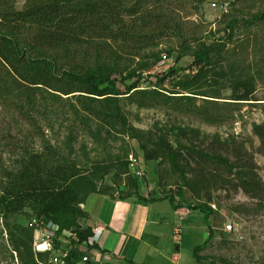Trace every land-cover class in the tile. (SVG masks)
I'll list each match as a JSON object with an SVG mask.
<instances>
[{"label": "rangeland", "instance_id": "rangeland-1", "mask_svg": "<svg viewBox=\"0 0 264 264\" xmlns=\"http://www.w3.org/2000/svg\"><path fill=\"white\" fill-rule=\"evenodd\" d=\"M4 2L17 12L26 9V0H0V5ZM263 13L264 0H168L160 9L146 7L140 17L123 18L133 39L105 35L96 45L85 40L60 53L58 66L65 71L152 75L154 87L143 85L137 90H154L158 95L147 100L138 92L120 96L116 105L121 121L95 117L89 121L78 92L57 94L54 99L35 92L37 112L24 108L37 123L31 130L16 109L27 86L0 65V183H5L4 173L19 170L16 163L27 149L70 159L80 171L114 166L115 174L105 175L97 187L105 194L125 197L129 190L120 191L125 167L130 175V158L144 161L140 140L154 160L160 196L172 197L175 204L182 198L179 209L191 212L182 221L173 219L169 204L162 202L171 225L178 221V235L173 237L169 230L178 243L180 264H264V19L254 20ZM229 24L232 29L226 31ZM203 44L217 48L211 64L203 67L205 78L190 84L198 69L192 55L175 59L183 48L190 53ZM170 69L178 70V76L170 75ZM155 76L164 82L159 84ZM180 79L189 83L186 90L176 86ZM245 93L246 98L235 100ZM83 102L97 110L102 105ZM110 109L114 116L116 110ZM254 126L260 127L259 135ZM135 134L138 139L132 138ZM174 134L182 146H176ZM160 139L171 144L176 164L155 153ZM145 177L142 173L140 180ZM194 205L210 209L207 223L201 212L188 209ZM32 218L35 213L28 208L16 216H0V264H23L14 251L21 241L27 243L35 263L47 262L49 252H43L45 257L36 255L45 237L43 229L30 227ZM201 245L194 256V248ZM19 250L27 259L24 249Z\"/></svg>", "mask_w": 264, "mask_h": 264}, {"label": "trees", "instance_id": "trees-1", "mask_svg": "<svg viewBox=\"0 0 264 264\" xmlns=\"http://www.w3.org/2000/svg\"><path fill=\"white\" fill-rule=\"evenodd\" d=\"M168 0H26L24 11L17 12L9 9L8 3L0 5L1 23L0 27V65L8 71L16 81L26 85L27 92L20 93V99L16 103L17 112L21 118L24 117V125L35 130L36 121L34 115H29L24 110L28 106V112L36 111V94L41 92L48 97L57 98L58 95H78L82 111L86 113L89 121L92 117L97 120L111 121L113 119L122 120L120 108L116 105L120 96L139 93V98L143 100L154 98L157 92L152 90H137L145 85V88L152 86V75L144 73L124 75L120 71H85L72 72L62 70L58 66V56L66 53L70 47H74L86 40L90 45H96L106 35L113 40L126 38L133 39L129 31L124 27L123 18L126 16H137L144 14L146 7L154 9L162 8ZM4 6H6L4 8ZM264 13L254 16V20H263ZM232 24V23H231ZM226 27V31L232 29V25ZM134 35V34H133ZM104 44L105 43H100ZM217 46L201 45L199 49L187 52L184 48L180 51L175 61H179L185 55H192L193 65L197 67V74L189 81L190 84L198 83L205 78L204 66L211 64V54ZM218 51V50H217ZM170 75L178 76V70H169ZM159 84L164 82L159 76L153 77ZM189 83L180 79L176 84L181 90H186ZM29 92V93H28ZM58 94V95H57ZM84 94V95H81ZM128 96V97H129ZM146 96V97H145ZM247 94L240 95L235 100H243ZM188 98V97H182ZM39 99L47 101L44 96ZM83 99L91 102H101L99 110L93 104L83 102ZM22 103V104H21ZM113 106L116 114H111L110 107ZM35 107V108H34ZM37 114V113H36ZM28 118V119H27ZM84 122V119H83ZM87 124V123H85ZM88 126V124H87ZM260 127L254 126V132L259 135ZM173 136L176 146H182L179 135ZM133 139H138L135 134ZM161 145H157L155 153L161 158L168 157L172 163L176 164V153L172 152L171 144L166 139L159 140ZM155 143V142H154ZM139 153L144 160L138 163V167H131L132 172L128 175L125 167L124 185L122 189H128L129 193L121 199L136 198L143 201L139 196L141 184L148 187L158 188V172L152 158H148L146 147L141 145L139 140ZM146 155H142V154ZM58 157V161H57ZM19 165V170L15 173H4L5 183H0V216L8 218L21 214L26 208L35 213V218L41 220L43 226L52 222L57 231L54 237L61 236L63 231L75 233V239H71V250L68 264H77L82 257V248L97 249V245L88 246L87 240L92 235L91 229L82 231L79 224L85 219V213L80 208L91 195H113L100 192L97 181H101L105 175L114 173V166L111 168H92L80 171L77 165L57 154L51 152H30L23 150ZM210 161H216L215 157H208ZM139 170L146 174L145 179L134 177ZM118 179L119 175H116ZM139 178V179H138ZM121 181V180H119ZM247 186L249 184L245 183ZM254 187V185H253ZM123 189V190H124ZM255 191V190H254ZM173 205V209L182 206V198L179 204H175L172 197H164ZM163 198V199H164ZM192 211H199L204 215V222L207 223L211 216V211L203 206H192L188 208ZM31 238V235H30ZM54 246L58 244L54 241ZM20 248L24 249L27 259L22 257ZM203 246L194 248L193 255ZM14 251L18 253L23 264H38L34 262V256L25 241L20 245L15 244ZM38 257H45L46 253H36ZM41 264V263H40Z\"/></svg>", "mask_w": 264, "mask_h": 264}, {"label": "crops", "instance_id": "crops-1", "mask_svg": "<svg viewBox=\"0 0 264 264\" xmlns=\"http://www.w3.org/2000/svg\"><path fill=\"white\" fill-rule=\"evenodd\" d=\"M139 196L143 201L95 194L80 205L85 222L102 230L94 254L98 264H180L178 243L169 230L178 235V221L171 225L163 203L169 204L173 219L185 209L174 210L158 188L144 184Z\"/></svg>", "mask_w": 264, "mask_h": 264}, {"label": "built area", "instance_id": "built-area-1", "mask_svg": "<svg viewBox=\"0 0 264 264\" xmlns=\"http://www.w3.org/2000/svg\"><path fill=\"white\" fill-rule=\"evenodd\" d=\"M212 7H216L217 3L213 2ZM131 165L133 167H138V162L134 158H130ZM135 175L138 177H142V173L137 170ZM189 211L180 212L177 211L176 214L180 221H182L185 216H187ZM30 227L41 228L42 234L45 237V241L42 245H46V250L41 251L37 248V253L49 252V258L44 264H68L69 253L71 250V239H75V233L71 231H63L61 236L54 237V233L57 231V227L55 231H52L47 226H43L41 220L32 219L30 222ZM79 229L77 231H82L84 229H91L92 235L88 238L87 244L88 246L96 245L101 236L102 230L98 227H91L89 223H86L85 220H82L79 224ZM226 232H230L232 230V226L229 224L225 227ZM36 233V232H35ZM37 234V233H36ZM54 241L58 244V246H54ZM82 257L77 264H98V260L94 257L95 250L89 249L87 247L82 248Z\"/></svg>", "mask_w": 264, "mask_h": 264}, {"label": "water", "instance_id": "water-1", "mask_svg": "<svg viewBox=\"0 0 264 264\" xmlns=\"http://www.w3.org/2000/svg\"><path fill=\"white\" fill-rule=\"evenodd\" d=\"M47 228L49 229H51L52 231H55L56 230V226L52 223V222H48V224H47ZM38 250H46V246L45 245H41V246H38Z\"/></svg>", "mask_w": 264, "mask_h": 264}]
</instances>
